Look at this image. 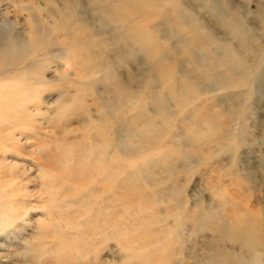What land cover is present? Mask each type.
<instances>
[{
  "label": "rangeland",
  "instance_id": "obj_1",
  "mask_svg": "<svg viewBox=\"0 0 264 264\" xmlns=\"http://www.w3.org/2000/svg\"><path fill=\"white\" fill-rule=\"evenodd\" d=\"M0 259L264 264V0H0Z\"/></svg>",
  "mask_w": 264,
  "mask_h": 264
},
{
  "label": "bare ground",
  "instance_id": "obj_2",
  "mask_svg": "<svg viewBox=\"0 0 264 264\" xmlns=\"http://www.w3.org/2000/svg\"><path fill=\"white\" fill-rule=\"evenodd\" d=\"M5 256V255H4ZM6 257V256H5ZM5 259V258H4ZM1 260V259H0ZM6 260H8V259H6ZM6 260H4V261H6Z\"/></svg>",
  "mask_w": 264,
  "mask_h": 264
}]
</instances>
